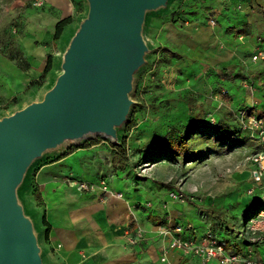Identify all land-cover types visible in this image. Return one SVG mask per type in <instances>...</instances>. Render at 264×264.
<instances>
[{"label": "rangeland", "instance_id": "1", "mask_svg": "<svg viewBox=\"0 0 264 264\" xmlns=\"http://www.w3.org/2000/svg\"><path fill=\"white\" fill-rule=\"evenodd\" d=\"M71 1L76 7L72 24L54 42L51 30L59 15L47 0H0V118L42 100L62 73L64 54L89 11L87 0ZM142 37L145 62L134 73L132 105L116 127V138L91 134L46 150L17 188L19 202L34 223L44 264L27 185L36 167L75 150L73 165L84 163L86 168L83 175L66 176L64 182L75 181L80 189L82 182L107 177L131 199L135 211L146 219L157 218L155 224H183L197 236L210 226L234 244L247 215L257 203L264 206V187L246 192L253 185L250 157L257 145L237 121L240 109L264 112V63L253 60L264 51V0H168L165 7L147 12ZM174 53L180 59L172 58ZM50 54L53 67L45 74L42 66ZM20 56L26 57L29 69L19 68ZM226 73L239 76L228 79ZM225 129L238 130L242 140L230 139ZM182 138L185 147L179 143ZM177 150L183 154H155ZM105 153L109 156L103 157ZM161 226L141 229L147 239L156 237ZM138 242L128 238L132 245ZM166 250L160 260L172 264L167 258L171 249ZM258 250L264 254V245Z\"/></svg>", "mask_w": 264, "mask_h": 264}, {"label": "water", "instance_id": "2", "mask_svg": "<svg viewBox=\"0 0 264 264\" xmlns=\"http://www.w3.org/2000/svg\"><path fill=\"white\" fill-rule=\"evenodd\" d=\"M168 0H87L89 11L42 100L0 118V264H44L17 188L46 150L91 134L116 138L129 114L134 73L144 64L142 27Z\"/></svg>", "mask_w": 264, "mask_h": 264}, {"label": "crops", "instance_id": "3", "mask_svg": "<svg viewBox=\"0 0 264 264\" xmlns=\"http://www.w3.org/2000/svg\"><path fill=\"white\" fill-rule=\"evenodd\" d=\"M47 2L56 8L59 15L55 25L62 19L74 18L76 7L71 0ZM249 20L254 21V18ZM51 31L53 41H58L54 39L55 28ZM49 56L52 57L51 54ZM48 62L49 58L42 66L43 72ZM92 148L99 146L93 145ZM75 154L77 150L36 167L27 185L33 203L34 221L45 249V264H165L160 257L163 249H168L171 235L147 237L135 245L128 243V238L134 237L139 228L150 231L153 227L167 225V220L155 224L157 218L149 216L146 219L142 212L133 209L131 199L125 193L123 198L110 195L101 199L98 191H81L74 184L75 181L68 185L63 181L64 177L83 175L86 167L82 165H87L74 166L72 158ZM106 156L109 153L103 155ZM102 178L106 179L113 191L121 192L120 189L115 190L107 177L101 176L96 181ZM191 228L187 227L186 231L189 238L202 237V234L197 236ZM167 258L172 264H202L198 257L184 256L178 251L170 250Z\"/></svg>", "mask_w": 264, "mask_h": 264}, {"label": "built area", "instance_id": "4", "mask_svg": "<svg viewBox=\"0 0 264 264\" xmlns=\"http://www.w3.org/2000/svg\"><path fill=\"white\" fill-rule=\"evenodd\" d=\"M39 5H42L39 4ZM215 25V20L211 21ZM255 62L264 63V51H258L253 56ZM251 84L244 82L245 87H252ZM237 121L243 132L254 139L256 142V151L250 157L252 165L251 175L252 184L247 188V194H254L257 187H264V112H257L250 108L240 109L237 115ZM242 137V135H241ZM81 190L90 192H99L101 199L106 196L114 195L123 198V192L113 191L105 178L97 182H82L79 184ZM172 198H176L175 192L170 193ZM244 228L237 230V239L235 243L228 238H222L213 229L208 226L204 235L197 238L187 236V227L183 224L175 226L164 225L159 227V234L171 235L168 249L176 250L185 255H194L200 259L202 264H264V254L258 250V245L264 242V206L254 216L246 220ZM145 238L143 229H137L135 236L129 237L132 243ZM167 252V250L165 251ZM163 261H166L164 255Z\"/></svg>", "mask_w": 264, "mask_h": 264}, {"label": "trees", "instance_id": "5", "mask_svg": "<svg viewBox=\"0 0 264 264\" xmlns=\"http://www.w3.org/2000/svg\"><path fill=\"white\" fill-rule=\"evenodd\" d=\"M176 22V21H175ZM72 23V18H66V19H62V20H60L57 24H56V27H55V34H54V39L55 40H59L60 39V37H61V35H62V33H63V31H64V29L68 26V25H70ZM180 57L181 56H179L178 54H172V58H178V59H180ZM12 60H16L15 58H13ZM18 62H20L21 64H19L18 66L22 69V70H26L27 69V60L23 57V56H20V58H19V60H17ZM51 66H52V58L50 57L49 58V62H48V65L46 66V68H45V71H44V73H47L49 70H50V68H51ZM224 69L225 70H227V67H224ZM227 72V71H226ZM227 75H229L228 76V79H234L235 77H238L239 76V74H237V75H235V76H231V73H226ZM222 129V128H221ZM225 132V134H226V136H228L230 139H232V140H242V138H243V136L241 137V133H239V131L238 130H230V129H225L224 130ZM235 138V139H234ZM180 144H181V146H183V147H185V138L183 139H181L180 140V142H179ZM115 147H119V148H122V145L121 146H119V145H115ZM123 150H124V154H126V151H125V148H123ZM177 152L178 153H175V152H173V151H168V152H164V151H159L158 153H155V154H162L164 157H168V156H175V155H179V156H181L183 153H182V151H178L177 150ZM125 157H126V155H125ZM260 204V205H259ZM257 205H258V207H256L255 209H254V211L251 213V214H249V215H247V217H246V219H249L250 217H252V216H254V215H256L262 208H263V206H262V204L261 203H257ZM256 205V206H257ZM225 228H223V230H224ZM263 245H264V242L262 243Z\"/></svg>", "mask_w": 264, "mask_h": 264}, {"label": "bare ground", "instance_id": "6", "mask_svg": "<svg viewBox=\"0 0 264 264\" xmlns=\"http://www.w3.org/2000/svg\"><path fill=\"white\" fill-rule=\"evenodd\" d=\"M87 137V136H86Z\"/></svg>", "mask_w": 264, "mask_h": 264}]
</instances>
